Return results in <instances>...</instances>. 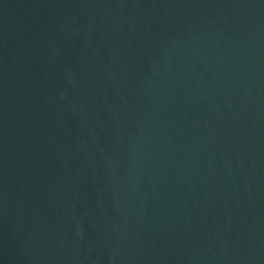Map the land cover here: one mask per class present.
Returning <instances> with one entry per match:
<instances>
[{
	"label": "water",
	"instance_id": "95a60500",
	"mask_svg": "<svg viewBox=\"0 0 264 264\" xmlns=\"http://www.w3.org/2000/svg\"><path fill=\"white\" fill-rule=\"evenodd\" d=\"M0 264H264V0H0Z\"/></svg>",
	"mask_w": 264,
	"mask_h": 264
}]
</instances>
